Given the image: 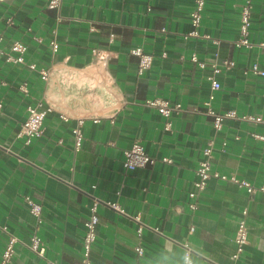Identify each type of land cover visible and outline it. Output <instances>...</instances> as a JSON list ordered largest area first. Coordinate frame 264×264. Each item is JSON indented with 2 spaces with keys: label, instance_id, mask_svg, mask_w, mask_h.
<instances>
[{
  "label": "crops",
  "instance_id": "1",
  "mask_svg": "<svg viewBox=\"0 0 264 264\" xmlns=\"http://www.w3.org/2000/svg\"><path fill=\"white\" fill-rule=\"evenodd\" d=\"M245 1L205 0L199 36L191 37L193 0H61L52 9L47 0H0V258L12 236L10 264H44L26 247L37 233L47 260L82 264L84 222L97 200L91 264H132L137 244L142 264H182L185 243L194 264H233L244 208L248 234L238 264H264V192L210 178L188 197L207 147L212 171L255 187L264 181V123L241 119L264 118V78L249 72L254 63L264 69V0H250L249 49L234 45ZM15 41L26 46L23 64L7 60ZM135 48L152 56L141 74ZM215 52L233 62L215 75L214 111L235 114L219 131L203 105ZM153 98L180 105L169 129L144 104ZM39 102L50 111L42 136L26 145L17 133L27 107ZM77 119L83 141L74 152ZM134 143L154 161L126 170L123 152ZM25 196L42 206L39 227Z\"/></svg>",
  "mask_w": 264,
  "mask_h": 264
},
{
  "label": "built area",
  "instance_id": "2",
  "mask_svg": "<svg viewBox=\"0 0 264 264\" xmlns=\"http://www.w3.org/2000/svg\"><path fill=\"white\" fill-rule=\"evenodd\" d=\"M61 0H47L48 8H57L60 5ZM194 9L190 13V23L192 25V31L188 34L191 37L199 36L198 28L201 24L202 15L204 12L205 0H193ZM251 8L252 4L250 0H246L244 5L240 10L239 16V37L234 41V45L238 48L243 47L249 49L252 47V43L249 40L250 27H251ZM12 18H8L7 22L12 23ZM2 42V36L0 35V44ZM213 43H217L216 40H213ZM49 45L53 51H56L58 48L57 43L54 39L49 40ZM263 46V44H261ZM25 52L26 46L18 41L13 42L11 46V53L14 55H9L7 60L14 63H24L25 62ZM132 54L138 57V73L141 74L144 70L148 69L152 62V56L150 54L143 53L140 48H135L131 51ZM165 54H162L164 56ZM190 61L195 63L199 68H205V63L199 61L195 55L190 57ZM233 66V62L227 59H218V53L213 54V61L210 64L211 75L208 76L210 82L211 93L209 94L206 101L203 102V105L206 107V113L212 116V128L215 131H219L222 128L223 120L225 118L235 117L234 112H226L224 114H219L214 111L211 101L213 99V92L220 88V83L215 77L216 74L222 71V69H229ZM30 69H34V65H29ZM249 72L258 77L264 78V69L259 68L257 64H252L249 68ZM41 79L45 80L47 77V72L44 70L40 71ZM146 106L154 108L160 115H162L166 120L165 129L170 128L169 118L174 113L180 109V105H170L169 102L162 98H153L146 100L144 103ZM1 107V106H0ZM50 111L49 107H45L43 103L39 102L36 105L27 107V116L24 122L21 124L20 129L17 133V138H23L24 143L27 145L34 138H39L43 134V121L46 114ZM243 120H250L254 122L264 123V118L261 117H251V116H242ZM84 124L83 119H77L75 126L72 128L71 133L73 137V151L78 152L81 149L83 141L82 127ZM260 137V136H257ZM263 138V137H260ZM264 139V138H263ZM124 160L123 167L126 170H134L136 168L145 167L148 164H151L154 160L151 158L144 150L143 146L140 143H134L129 149L123 152ZM204 159L201 160L198 164V167L195 170L196 180L193 182V189L188 193L189 198H193L197 192L202 191L205 187L207 180L210 178H215L222 181H229L234 183L239 188L245 189L248 194H252L256 191L264 192V181L263 183L255 187L246 180L237 178L234 174L225 175L219 174L216 171L211 170V149L207 147L203 150ZM163 162L170 163V159L163 158ZM25 203L28 207V211L36 219L37 226L39 227L42 224L41 211L42 206L40 203L35 202L30 197L25 196ZM97 205L98 201L94 200L90 207V214L88 219L84 222V236L82 242V255L81 262L82 264H91L90 260V249L91 245L96 239V226L98 223L97 216ZM109 205V204H108ZM115 210L122 212L117 204H110ZM189 207L194 209L195 204L190 203ZM246 216L247 210L244 208L241 211V216L237 222V228L234 236L235 252L232 254L233 264H238L239 255L243 251V247L247 243V226H246ZM143 231V226L141 224L136 228V233L140 235ZM190 232L193 231V227L189 229ZM17 242V239L10 236L4 250L1 253L0 264H10L11 259L14 254V244ZM26 247L36 254L38 257L43 258L44 264H55L52 261H49L45 258V247L41 244L40 238L37 233H34L29 238V243L26 244ZM133 251L135 253V260L132 264H142V257L144 253V248L142 245L137 244L134 246ZM182 264H194L193 250L188 246V244H183V253H182Z\"/></svg>",
  "mask_w": 264,
  "mask_h": 264
}]
</instances>
